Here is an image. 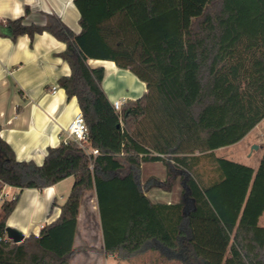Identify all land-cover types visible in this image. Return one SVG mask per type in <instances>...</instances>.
Returning <instances> with one entry per match:
<instances>
[{
  "label": "trees",
  "instance_id": "1",
  "mask_svg": "<svg viewBox=\"0 0 264 264\" xmlns=\"http://www.w3.org/2000/svg\"><path fill=\"white\" fill-rule=\"evenodd\" d=\"M74 2L78 33L50 13L44 25L7 20L14 37L49 31L67 43L62 57L71 74L59 84L77 97L88 131L85 147L63 140L48 147L42 164L18 160L0 135V183L18 188L1 203L0 264H70L89 190L104 251L119 261L155 251L152 264H264V151L257 168L215 153L264 119V0ZM90 59L130 70L146 91L117 111L102 86L105 68ZM150 161L165 163V180L142 182L141 165ZM70 176L66 200L53 203L59 216L39 234L9 239L7 219L21 191ZM178 181L177 203L146 194Z\"/></svg>",
  "mask_w": 264,
  "mask_h": 264
},
{
  "label": "crops",
  "instance_id": "2",
  "mask_svg": "<svg viewBox=\"0 0 264 264\" xmlns=\"http://www.w3.org/2000/svg\"><path fill=\"white\" fill-rule=\"evenodd\" d=\"M48 13L60 17L74 32L81 30L80 12L74 0H0V135L12 146L18 160H33L37 164L43 163L48 147L57 146L68 138L67 128L81 109L77 97H69L59 84L62 76L71 74L69 63L62 57L67 43L49 31L37 33L33 39L28 34L14 37L7 20L24 16L27 24L44 25ZM89 64L105 68L102 86L112 103L123 99L125 104L128 100L141 97L146 91L145 82L130 70L119 68L113 61L90 59ZM122 78L130 80L131 86L128 87ZM53 88H56L55 92ZM237 143L216 149V155L257 168L264 150L254 164L225 155V150ZM245 157L250 159L251 156L246 154ZM150 177L166 179L167 166L163 161L142 163V182ZM73 183L74 177L70 176L43 189H23L7 219V226L19 229L26 236L39 234L44 225L59 216L60 207H53V203L55 200L58 204L63 203ZM8 187L18 192V188ZM182 189L178 181L170 191L151 187L146 194L154 203H177ZM92 216L95 218L93 227ZM76 233L75 245L81 248L75 251L70 264H74L78 257L94 259L97 260L95 264H100L107 253L104 251L101 220L93 190L83 195ZM97 252L101 257L96 255Z\"/></svg>",
  "mask_w": 264,
  "mask_h": 264
},
{
  "label": "rangeland",
  "instance_id": "3",
  "mask_svg": "<svg viewBox=\"0 0 264 264\" xmlns=\"http://www.w3.org/2000/svg\"><path fill=\"white\" fill-rule=\"evenodd\" d=\"M122 80L124 83H126V85H128V87L131 86L130 80H128L126 78H122ZM237 144L238 145H236L235 147H232L230 149L225 150V155L230 156L234 159H236V158L242 159L243 161H248V162H251L252 164H254V161L255 160L257 161V159H259V156H260L262 150H264V119H263V121H261L258 124L257 128L249 136L245 137L241 142H239ZM253 145H256L258 148H253ZM246 154H250V156H251L250 159H247L245 157ZM166 158L169 159V157H167V156H166ZM206 163L208 164V162H206ZM206 163L204 162V164H206ZM6 190L13 192V190L10 189L9 187H7ZM2 202L3 201L0 200V208H1ZM91 222H92L91 223L92 227L95 226V218L93 216H92ZM260 224L264 225V215L261 218ZM76 235H77V233H76V229H75L73 246H74L75 250H78L81 248V246L75 245ZM97 253L98 254H96V255L101 257V254L99 252H97ZM157 256H158L157 252L147 251V252L143 253L142 255L132 257L130 260H120L119 261L114 255L107 254L103 257V261L100 264H152L151 262L153 260H155L157 258ZM96 262H97V260H94V259L86 260L84 257H78L75 260L74 264H95ZM160 264H162V262H160Z\"/></svg>",
  "mask_w": 264,
  "mask_h": 264
},
{
  "label": "built area",
  "instance_id": "4",
  "mask_svg": "<svg viewBox=\"0 0 264 264\" xmlns=\"http://www.w3.org/2000/svg\"><path fill=\"white\" fill-rule=\"evenodd\" d=\"M56 88H53V91L55 92ZM124 100L118 99L113 102L114 108L121 112L123 109ZM87 124L85 121V117L82 111H78L77 114L74 116L72 121L70 122L68 128H67V135L68 138L66 140H75L79 142L82 146L85 147L84 142L87 139ZM87 152L89 154L97 155L99 154V150L96 148L87 149ZM9 185L0 183V200L4 201L7 198H14L17 194V192H11L9 190H6V188Z\"/></svg>",
  "mask_w": 264,
  "mask_h": 264
},
{
  "label": "water",
  "instance_id": "5",
  "mask_svg": "<svg viewBox=\"0 0 264 264\" xmlns=\"http://www.w3.org/2000/svg\"><path fill=\"white\" fill-rule=\"evenodd\" d=\"M257 148V146H255ZM7 236L9 239H12L14 242L19 243L23 241L26 235L17 228L7 226L6 228Z\"/></svg>",
  "mask_w": 264,
  "mask_h": 264
}]
</instances>
